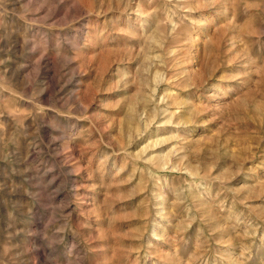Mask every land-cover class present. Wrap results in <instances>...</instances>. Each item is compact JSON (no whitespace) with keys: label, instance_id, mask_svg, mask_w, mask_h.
Masks as SVG:
<instances>
[{"label":"rangeland","instance_id":"374dc122","mask_svg":"<svg viewBox=\"0 0 264 264\" xmlns=\"http://www.w3.org/2000/svg\"><path fill=\"white\" fill-rule=\"evenodd\" d=\"M0 264H264V0H0Z\"/></svg>","mask_w":264,"mask_h":264}]
</instances>
